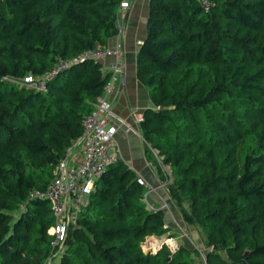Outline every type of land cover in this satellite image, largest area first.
Wrapping results in <instances>:
<instances>
[{"label":"trees","instance_id":"trees-1","mask_svg":"<svg viewBox=\"0 0 264 264\" xmlns=\"http://www.w3.org/2000/svg\"><path fill=\"white\" fill-rule=\"evenodd\" d=\"M121 0H0V264H44L53 235L51 179L106 81L98 61L48 69L117 33ZM149 0L136 74L152 106L139 122L144 153L170 168L167 189L182 219L210 247L205 264H264V0ZM148 144V145H147ZM123 160L97 178L67 230L56 264H194L193 247L144 250L164 211ZM19 209L16 216L7 211Z\"/></svg>","mask_w":264,"mask_h":264},{"label":"built area","instance_id":"built-area-1","mask_svg":"<svg viewBox=\"0 0 264 264\" xmlns=\"http://www.w3.org/2000/svg\"><path fill=\"white\" fill-rule=\"evenodd\" d=\"M198 1L203 8H209V0ZM128 5V0H121L119 2L118 12L123 13ZM119 23L120 16L118 15L115 24L117 33H119ZM140 42L141 40H136L137 44ZM103 56H110L113 58V61L109 64L107 70H103L106 75V81L101 93L96 96L92 110L82 118L81 132L75 141L66 149L64 156L55 164L53 175L49 182L42 189L29 190L30 196L46 198L48 200L53 215L52 224L47 229L53 235V238L50 241L51 250L45 261L46 264H49L54 257H59L64 249L67 230L75 222V218L80 210L89 204V193L95 180L100 177L111 163L119 159L123 160L115 139V125L111 121L113 113L109 99L113 85L119 79L121 73L122 45L119 41L115 42L113 46L97 43L93 47L82 49L70 57H57L56 61L48 69L38 74H25L21 79L28 87L44 91L46 90L48 80L70 64L86 59L97 61L98 58ZM141 120L142 116L136 117L137 123ZM77 145L80 147V157L76 160L73 158L71 152ZM150 149L158 163L161 162V156L156 154V149L151 147ZM124 163L135 172L136 182L146 187L145 194L142 195V198L147 208L152 210L161 209L164 212L167 211L168 207L165 201H162L156 206L149 200V192L153 187L131 165L125 161ZM160 168L164 175V179L162 180L167 184L170 180L169 165L167 164V169L169 170L168 179L165 177L164 167ZM163 227L166 230L168 229L165 223H163ZM146 237L143 241L144 243L148 240ZM174 240L169 233L163 238L162 242L166 244L170 251H174L177 249V243ZM171 241H173V244ZM146 247L147 250L155 249L153 246L151 248L149 246Z\"/></svg>","mask_w":264,"mask_h":264},{"label":"crops","instance_id":"crops-1","mask_svg":"<svg viewBox=\"0 0 264 264\" xmlns=\"http://www.w3.org/2000/svg\"><path fill=\"white\" fill-rule=\"evenodd\" d=\"M148 2L149 0H128L127 9L123 13L118 12L120 16L119 33L109 38L105 44L113 46L115 42L119 41L122 45L121 73L109 95L113 113L111 121L115 125V139L119 146L120 155L125 162L144 177L148 184L147 180H151L149 185L153 189L149 192V200L156 206L165 201L168 207L163 216L168 232H165L164 235L162 233V235L147 236L149 243L146 246L151 248L153 243L158 246L167 234L173 231L177 232L176 228L182 229L184 227L197 238L199 234L194 226L184 222L179 210L171 203L167 184L159 179L155 167L145 156L144 146L146 142L141 135L139 123L136 122V117L142 116L144 109L152 106L146 87L137 77L135 64L138 48L136 40H141L145 35ZM97 61L99 69L103 71L107 70L113 58L103 56ZM71 154L77 160L80 157V147L77 145ZM179 235L181 236V234ZM172 238L176 239V236H172ZM178 244H181L180 241ZM57 261L54 263L52 261V263L56 264Z\"/></svg>","mask_w":264,"mask_h":264},{"label":"rangeland","instance_id":"rangeland-1","mask_svg":"<svg viewBox=\"0 0 264 264\" xmlns=\"http://www.w3.org/2000/svg\"><path fill=\"white\" fill-rule=\"evenodd\" d=\"M159 165H160V167H164V169H165L164 170L165 177L168 179V171L169 170L167 169V164H164L161 161V162H159ZM147 181L149 182V184H151V180L148 179ZM144 188L146 190V187H144ZM145 190L142 193V195L145 194ZM168 195H169V193H168ZM171 203H173L175 205V207H176V204L174 203V201L172 199H171ZM18 212H19V209L7 211V213H9L10 216H16ZM189 225H192V226H194L197 229V232L199 234V237L198 238L196 236H194V234L191 233L189 230H186L184 227H182V229L181 228H176L177 229V232H174V231L171 232L170 233V236H176V239L174 241L178 240L176 242L177 243V248L180 245H187L189 247H193L194 248V251L191 252V255H192L193 260H194V264H205L204 263V251H205V249H208L210 247L205 242V236L201 232L199 226L197 224H195V223L194 224H189ZM179 234H181V236ZM154 235H158V234H154ZM160 235H162V234H160ZM163 235H164V233H163ZM179 241H180L181 244H178ZM148 243L149 242H147V244ZM171 243L173 244V241H171ZM143 244H144V242H142V247H143ZM160 244L161 245L162 244L166 245L164 242H161ZM156 247H158V246H156ZM143 248H144V250H147V247H143ZM53 259L51 260V263H52V261H53V263L55 261H57L58 260V257H54ZM44 264H46V262Z\"/></svg>","mask_w":264,"mask_h":264},{"label":"bare ground","instance_id":"bare-ground-1","mask_svg":"<svg viewBox=\"0 0 264 264\" xmlns=\"http://www.w3.org/2000/svg\"><path fill=\"white\" fill-rule=\"evenodd\" d=\"M144 245L146 246L147 243H144ZM156 245H157L156 243H153V244H152V246H153L154 248H156Z\"/></svg>","mask_w":264,"mask_h":264},{"label":"water","instance_id":"water-1","mask_svg":"<svg viewBox=\"0 0 264 264\" xmlns=\"http://www.w3.org/2000/svg\"><path fill=\"white\" fill-rule=\"evenodd\" d=\"M159 246H160V245H159ZM159 246H158V247H159Z\"/></svg>","mask_w":264,"mask_h":264}]
</instances>
